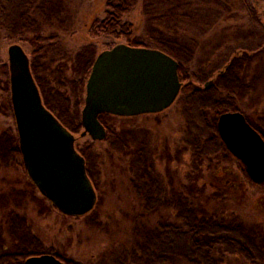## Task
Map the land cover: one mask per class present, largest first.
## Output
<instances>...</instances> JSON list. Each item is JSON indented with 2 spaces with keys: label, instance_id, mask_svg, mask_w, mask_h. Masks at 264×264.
<instances>
[{
  "label": "rangeland",
  "instance_id": "1",
  "mask_svg": "<svg viewBox=\"0 0 264 264\" xmlns=\"http://www.w3.org/2000/svg\"><path fill=\"white\" fill-rule=\"evenodd\" d=\"M108 1L68 0L64 27L43 28L42 37L56 36L64 56L57 58L50 68L56 63L65 64L69 68L73 55L86 44L94 46V59L99 53L115 45H126L121 38L92 36V24L103 20ZM183 1L185 5L181 10L185 17L181 24L170 23L174 27L171 26L168 33L183 41H192L191 58L182 65V76H186L185 81L181 82L182 86L190 83L202 87L207 82L211 85L218 72L236 54L251 55L264 46V0ZM172 6L173 4L167 3L158 8V11L163 13ZM142 7V0H138L134 10L124 20L132 25L131 37L137 38L146 48L156 49L150 40L155 33L152 34L146 27L147 16ZM155 14L160 15L157 11ZM12 44L21 46L29 59L36 49L28 42L17 40L13 43V40L0 32V65L7 64V48ZM1 73L0 67V79ZM67 74L71 75L70 70ZM202 74H205L206 80L204 83L197 82L196 77ZM41 76L46 79L45 75ZM48 79L50 80L49 77ZM245 79L246 83L252 84L253 89L242 96H235L234 102L239 113L264 133V54L254 58L246 71ZM45 86L52 87L46 83ZM55 89L63 92L73 102L69 85ZM180 96L178 93L173 104L156 115L129 119L115 116L103 118L106 136L102 141H92L88 136L80 137L82 128L73 134L75 147H88V154L93 157L88 166L93 173L92 183L96 193L92 216L99 226H89L83 218L60 214L42 198L37 189L32 188L28 176L20 166L0 168V193H8L11 189L22 192L17 196L21 204L15 211L26 219L31 233L41 241L44 248H52L65 259L80 264H129V254L138 240L134 234L135 228L153 229L158 222L174 223L175 219L172 210H160L152 215H147L142 210L130 183L134 176L130 153L132 147L118 151L110 142L113 134L132 132L136 143L145 144L156 177L163 188H168L170 182L174 187L186 184L190 153L186 143L188 135L185 130V107L180 102ZM83 99L84 94L82 103L75 111L69 108L78 122ZM4 103L0 91V133L5 129L14 132L12 113L1 110ZM175 152L178 153L177 160L172 159ZM201 168L198 182L203 187V194L199 198V204L205 213L225 220L232 214L241 223L257 225L264 231V184H251L243 175L236 159L227 162L213 161L210 167L205 163ZM31 193L36 199H32ZM11 246L6 233L5 216L0 208V250H10ZM221 264L249 263L240 257L225 255Z\"/></svg>",
  "mask_w": 264,
  "mask_h": 264
},
{
  "label": "trees",
  "instance_id": "2",
  "mask_svg": "<svg viewBox=\"0 0 264 264\" xmlns=\"http://www.w3.org/2000/svg\"><path fill=\"white\" fill-rule=\"evenodd\" d=\"M67 1L0 0V32L9 40H13V43L19 40L35 46L33 56L29 59V69L42 103L68 132L74 134L79 131L81 124L76 116H73V112H69V108L75 111L82 103L84 84L94 61L95 48L92 44L83 45L73 55L69 68L60 63L50 68L58 60L57 58L64 56L61 54L56 36L41 35L45 26L64 27ZM137 2L138 0H109L103 20L92 24V36L108 35L114 39H124L127 46L146 48V45L137 38L131 37L132 25L124 20L134 10ZM142 2L143 13L147 16L146 27L152 34L155 33L150 40L157 50L169 55L178 63L179 81H185L186 76H182V65L191 58L192 41L187 42L168 35L170 27H174L170 23L181 24L182 18L185 17L181 10L185 5L184 1L142 0ZM167 3L173 6L163 13L158 11V8ZM156 11L160 15H156ZM253 53L236 54L229 64L218 72L208 88L190 83L181 87L180 102L185 107V130L188 135L186 143L190 153V168L185 176L186 184L174 187L170 182L168 188H163L156 177L145 144L136 143V137L129 131L113 134L110 145L114 149L121 151L125 147L129 149L132 147L130 153L134 176L130 183L142 210L147 215L160 210H172L175 219L174 223L158 222L153 229L135 228L134 234L138 240L129 254V264H174L175 262L221 264L225 255L240 257L249 264L264 262V231L259 226L245 225L232 214L227 220L207 215L199 204L203 187L198 180L201 167L205 163L210 167L213 161L227 162L236 159L245 178L251 184H255L246 174L242 162L227 150L217 131V119L220 115L239 112L234 97L242 96L253 89L251 83H246V71L254 58L264 54V46ZM0 67L2 72L0 91L3 103L5 102L1 110L4 113L9 111L12 113L8 67L7 64H2ZM68 70L71 75L67 74ZM40 74L45 75L46 79ZM196 80L204 83L205 74L196 77ZM45 83L52 87H46ZM65 85H69L72 92V103L63 92L55 89ZM107 116L100 115L98 120L103 124V118ZM245 120L264 140L261 129L246 118ZM15 132L16 130L13 132L5 129L0 133V168L20 166L24 169ZM88 149V147L84 149L75 147L84 159L86 175L92 183L93 173L88 166L91 165L93 157L88 154ZM177 155L178 153L175 152L172 159L177 160ZM24 172L26 174L25 169ZM29 183L36 189L30 180ZM21 194L22 192L12 189L8 193H0V208L5 216L7 236L12 243L10 250H0V264H24L27 258L44 254L54 256L63 264H80L65 259L52 248H44L41 241L31 233L26 219L15 211L21 204V200L17 199ZM31 197L36 199L33 193ZM93 213L92 209L85 216L74 218H83L89 226H99L95 223Z\"/></svg>",
  "mask_w": 264,
  "mask_h": 264
},
{
  "label": "water",
  "instance_id": "3",
  "mask_svg": "<svg viewBox=\"0 0 264 264\" xmlns=\"http://www.w3.org/2000/svg\"><path fill=\"white\" fill-rule=\"evenodd\" d=\"M12 115L22 162L38 193L62 215L82 217L92 211L96 194L74 136L48 111L21 46L7 48ZM178 63L157 49L118 44L97 55L85 84L80 112L82 132L102 141L106 130L98 116L136 117L169 108L182 86ZM209 82L204 84L208 88ZM217 131L227 150L238 158L255 184L264 183V140L239 112L217 119ZM24 264H63L52 255L32 256Z\"/></svg>",
  "mask_w": 264,
  "mask_h": 264
},
{
  "label": "flooded vegetation",
  "instance_id": "4",
  "mask_svg": "<svg viewBox=\"0 0 264 264\" xmlns=\"http://www.w3.org/2000/svg\"><path fill=\"white\" fill-rule=\"evenodd\" d=\"M103 115V114H102Z\"/></svg>",
  "mask_w": 264,
  "mask_h": 264
}]
</instances>
